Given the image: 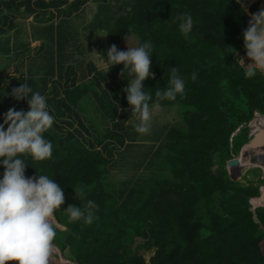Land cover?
<instances>
[{
	"label": "trees",
	"instance_id": "obj_1",
	"mask_svg": "<svg viewBox=\"0 0 264 264\" xmlns=\"http://www.w3.org/2000/svg\"><path fill=\"white\" fill-rule=\"evenodd\" d=\"M88 1L73 0L71 7L80 10ZM97 1L103 18L98 12L92 27L107 30L110 46L124 50L126 34L151 42L155 75L144 82V91L153 101L174 67L185 93L161 101V111L174 113L175 121L138 134L126 111L122 89L130 77L119 75L122 64L103 71L90 63V78L78 83L68 51L74 19L72 10L63 9L69 0H0V123L9 108L28 110L26 100L10 95L21 83L45 95L54 116L44 133L53 144L51 159L29 157L25 173L47 175L64 189L53 242L75 264H264V206H257L264 205V194L256 197L258 184L228 179L227 167L218 163L235 155L240 162L231 171L263 169L240 152L251 139L250 127L233 135L256 111L264 114V74L246 78L239 57L248 62L242 32L247 13L260 10L259 4L245 11L237 0H124L114 15L108 0ZM181 14L193 18L187 38L173 23ZM35 40L41 43L32 50ZM263 119L253 123V133ZM2 173L0 167V178ZM76 188L84 189L83 199L75 196ZM87 200L98 205V218L91 225L69 223L64 208H83Z\"/></svg>",
	"mask_w": 264,
	"mask_h": 264
},
{
	"label": "clouds",
	"instance_id": "obj_2",
	"mask_svg": "<svg viewBox=\"0 0 264 264\" xmlns=\"http://www.w3.org/2000/svg\"><path fill=\"white\" fill-rule=\"evenodd\" d=\"M247 14L250 19L242 37L248 62L239 57L240 63L245 65V77L252 78L258 72L264 74V9ZM177 21L180 33L187 38L193 28L192 16L181 14L173 23ZM96 35L106 38L109 34L99 31ZM124 39L126 50L112 44L106 55L96 50L89 51V54L97 56L105 68L123 65L119 75L126 72L130 77L128 86L122 89L127 94L129 107L126 111L130 110L133 117L134 130L147 135L151 131L153 115L161 108V101H175L178 95L183 96L185 81L178 69L172 68L168 86L164 90L157 89L153 101L151 94L144 91V82L154 76L151 71L152 44L150 41L139 43L130 34ZM192 79H196L195 73ZM10 95L16 101L26 100L28 110L9 108L3 116V123H0V167L3 168L0 178V264H50L57 235L54 214L64 206L65 192L47 175L36 172L28 177L25 173L29 157L33 162L51 159L53 144L44 137V133L52 127L54 116L48 110L46 96L34 92L27 83L12 88ZM120 111L125 109L120 108ZM237 129L233 135L238 133ZM73 190L76 197L84 198L83 188ZM96 209L98 205L87 200L83 208L69 204L64 212L69 223L83 220L84 224L91 225L98 218Z\"/></svg>",
	"mask_w": 264,
	"mask_h": 264
},
{
	"label": "crops",
	"instance_id": "obj_3",
	"mask_svg": "<svg viewBox=\"0 0 264 264\" xmlns=\"http://www.w3.org/2000/svg\"><path fill=\"white\" fill-rule=\"evenodd\" d=\"M72 1L69 0V2L65 5H63V9L66 13L69 14V12L72 10V14L69 15V19H74L72 20L74 23V39L73 43L71 44V47L68 48V51L71 53V58L70 62L76 65V69L78 72V83H82L83 81H87L90 78V71H89V64L93 63L97 66L99 70L103 71H108V68H105L101 65V63L98 62V57L95 55H90L89 51L96 50L100 51L103 47L109 48L106 43H109L108 36L106 38H100L96 35V32L99 31H105L107 32L106 29H99L98 27L93 28L95 24H98L96 21V17L98 15V12L100 13V18H103V10L101 9L100 6V1L97 0H89L85 5H83L80 10H75L72 6ZM109 3L111 4L109 13L114 14L117 10H119L120 5L124 0H108ZM91 7L90 10H92L93 14H89V11L87 9ZM69 8V9H68ZM53 9H50L46 12V15L51 13ZM64 14L58 15L54 17V19L51 20L54 24L59 22L61 20V17H63ZM33 20V17H30L29 19L26 20L27 25L30 24V21ZM29 21V22H28ZM128 35V34H126ZM124 35V37L126 36ZM90 38L91 46L89 43H85L84 46H82L83 41L87 40V38ZM36 43L37 45L34 47H38L41 43V40H35L31 42V46L33 43ZM99 42V46L97 44L93 45L95 43ZM106 42V43H105ZM124 49V48H123ZM31 53V51H30ZM28 53V55L30 54ZM105 54V53H104ZM27 61L26 64H28L27 58L25 59ZM27 68V65L25 66ZM246 126L245 127H250L251 126V121L245 122Z\"/></svg>",
	"mask_w": 264,
	"mask_h": 264
},
{
	"label": "rangeland",
	"instance_id": "obj_4",
	"mask_svg": "<svg viewBox=\"0 0 264 264\" xmlns=\"http://www.w3.org/2000/svg\"><path fill=\"white\" fill-rule=\"evenodd\" d=\"M256 1H257V3L259 4V7H260V9H264V0H244V3H242V1H241V3L243 4V5H245V8H246V10L247 11H249L250 10V7H251V5L255 2L256 3ZM261 1H263V4L261 5ZM69 9V8H68ZM91 9V7H89L88 9H87V11H89V14L88 15H90V14H93L92 13V10H90ZM29 22V21H28ZM130 35H132V36H134L136 39H137V41L139 42V39H138V37L136 36V35H134V34H130ZM127 36V35H126ZM92 39V37L90 36L89 38H87V40H84L83 41V44H82V46H84L85 45V43H86V41H87V43H89L90 44V46H91V42H90V40L89 39ZM106 43V42H105ZM97 44H98V46H99V42L98 43H95V44H93V45H96L97 46ZM108 46H110V42L109 43H106ZM37 44L34 42L33 44H32V50L34 49V47L36 46ZM121 46L124 48V50H126V42H125V39H124V37H123V40H122V42H121ZM32 50H31V52H32ZM107 50H108V48L106 47H103L102 49H101V52H103V53H105V55H106V53H107ZM98 62L99 63H101V65L103 66V67H105L104 66V64L101 62V60L98 58ZM26 63H27V61H25V65H26ZM121 107V106H120ZM174 114V113H173ZM173 114L171 113V112H168V111H164V112H162L161 111V108H160V110L158 111V112H156L154 115H153V119H152V127L153 126H158L159 125V123L158 122H160V123H163V122H168V121H175V118L173 117ZM259 116H254L253 117V119L252 120H254V121H259ZM264 120V119H263ZM264 124V122L262 123V125ZM252 126H253V124H252ZM151 127V128H152ZM250 131H251V129H250ZM256 133V132H255ZM254 133V134H255ZM257 133H259V132H257ZM262 135L263 134H258L257 136H256V140L257 139H259V140H262L263 139V137H262ZM262 137V138H261ZM253 138V139H252ZM255 139V136L252 134V136H251V139H250V143L253 141ZM250 143H246L245 145H244V147H243V150H242V153L244 154L243 156H244V158L248 161V162H253V163H255V164H259V166L261 167V166H264V147H260V148H258V149H256V148H253V147H251V145H250ZM238 144H239V140H237V141H235V146H236V150H239L238 149ZM238 151H236V153H237ZM241 152V151H240ZM239 156V155H238ZM219 165L221 166V167H223L224 169H226V167H227V170H228V159H226V160H220L219 162ZM222 168V169H223ZM262 168V167H261ZM261 168H259V167H251V169H247L246 170V168L245 167H239V168H235V169H232L233 171H231V169H230V172L228 171V172H226L228 175H227V178L228 179H231V180H234V181H237L238 183H240V184H243V185H249V184H254V185H260V183H264V181H260L261 180V178H263L262 176H261V174H260V171H262V169ZM226 170V171H227ZM239 173V175H237ZM233 176H237L236 178H233ZM261 176V177H260ZM241 178H243V179H241ZM264 179V178H263ZM255 203V202H254ZM53 245L54 246H56L57 247V251H55V252H52V254H51V256H50V263L51 264H71L70 263V260H69V262H68V260L62 255V252H61V250L59 249V247L56 245V243H54L53 242ZM149 257V256H148ZM62 258H64V259H66L67 260V262H63V260H62Z\"/></svg>",
	"mask_w": 264,
	"mask_h": 264
},
{
	"label": "water",
	"instance_id": "obj_5",
	"mask_svg": "<svg viewBox=\"0 0 264 264\" xmlns=\"http://www.w3.org/2000/svg\"><path fill=\"white\" fill-rule=\"evenodd\" d=\"M242 0H240V2H241ZM243 3V2H242ZM261 3V5L263 4V1H261L260 2ZM244 7H245V5H244ZM246 9V8H245ZM155 75V74H154ZM255 115L256 116H258V115H261V116H264V114H262V113H260L259 111H256L255 112ZM252 122H251V124H253L255 121L254 120H251ZM251 131H252V125H251ZM258 134H264V126H262L260 129H259V133H253V135L255 136V139L250 143V145H251V147H253V148H256V149H258V148H260V147H264V138L262 139V140H259V139H257L256 140V136L258 135ZM262 137H264V135L262 136ZM261 137V138H262ZM239 162H240V159L238 158V157H234V158H232V159H229L228 160V166L229 167H231V168H233V167H237L238 165H239ZM237 175H239V173L237 174ZM237 176H233V178H236ZM256 208H257V206H254L253 204H252V206H251V210H252V212H253V217H254V220L256 221V222H260V219H259V217H258V214H257V210H256ZM264 228V227H263ZM68 260V259H67ZM148 260H149V257H148ZM69 261V260H68ZM70 263L71 264H75V263H73L72 261H70Z\"/></svg>",
	"mask_w": 264,
	"mask_h": 264
},
{
	"label": "built area",
	"instance_id": "obj_6",
	"mask_svg": "<svg viewBox=\"0 0 264 264\" xmlns=\"http://www.w3.org/2000/svg\"><path fill=\"white\" fill-rule=\"evenodd\" d=\"M258 116H259V118L261 117V115H258ZM259 118H258V119H259ZM251 125H252V124H251ZM245 126H246V123L242 124L241 127L238 128L236 132H239L240 129H241L242 127H245ZM250 129H251V126H250ZM252 134H253V132L250 131V136H252ZM244 145H245V144H244ZM244 145L242 146V149H243ZM261 176L264 178V166H263V169H262V171H261ZM259 190H260V194H259L257 197H262L263 194H264V183H262L261 185H259ZM250 201H251V203L253 204L252 199H251ZM253 205H254V204H253ZM257 206H264V205H261L260 203H258Z\"/></svg>",
	"mask_w": 264,
	"mask_h": 264
},
{
	"label": "bare ground",
	"instance_id": "obj_7",
	"mask_svg": "<svg viewBox=\"0 0 264 264\" xmlns=\"http://www.w3.org/2000/svg\"><path fill=\"white\" fill-rule=\"evenodd\" d=\"M263 122H264V120H262L260 124H257V125H256V129H257V130L260 129V128L262 127V123H263ZM258 131H259V130H258Z\"/></svg>",
	"mask_w": 264,
	"mask_h": 264
},
{
	"label": "flooded vegetation",
	"instance_id": "obj_8",
	"mask_svg": "<svg viewBox=\"0 0 264 264\" xmlns=\"http://www.w3.org/2000/svg\"><path fill=\"white\" fill-rule=\"evenodd\" d=\"M262 183H260V185H261Z\"/></svg>",
	"mask_w": 264,
	"mask_h": 264
}]
</instances>
